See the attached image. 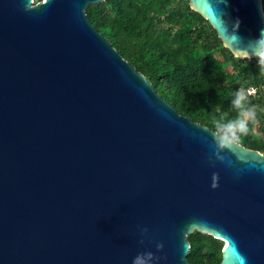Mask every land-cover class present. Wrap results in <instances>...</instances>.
I'll use <instances>...</instances> for the list:
<instances>
[{
	"label": "water",
	"instance_id": "1",
	"mask_svg": "<svg viewBox=\"0 0 264 264\" xmlns=\"http://www.w3.org/2000/svg\"><path fill=\"white\" fill-rule=\"evenodd\" d=\"M105 1L0 0V264H190L196 232L224 243L220 264H264V152L218 160L215 131L90 22ZM185 1L256 58L260 0Z\"/></svg>",
	"mask_w": 264,
	"mask_h": 264
},
{
	"label": "trees",
	"instance_id": "2",
	"mask_svg": "<svg viewBox=\"0 0 264 264\" xmlns=\"http://www.w3.org/2000/svg\"><path fill=\"white\" fill-rule=\"evenodd\" d=\"M172 1L107 0L89 6L87 15L156 92L194 122L215 131V119L236 117L231 100L243 91L256 106V116L237 143L264 152V70L257 58H235L188 1L178 0L175 7ZM249 88L255 95L248 94ZM187 240L190 264H220L222 241L198 232Z\"/></svg>",
	"mask_w": 264,
	"mask_h": 264
},
{
	"label": "clouds",
	"instance_id": "3",
	"mask_svg": "<svg viewBox=\"0 0 264 264\" xmlns=\"http://www.w3.org/2000/svg\"><path fill=\"white\" fill-rule=\"evenodd\" d=\"M262 3L264 0H260V4ZM261 15L264 16V8L262 7ZM244 50L249 55L255 56L258 64L264 69V28L260 29V34L255 40H250L244 45ZM231 106L237 110L235 118L225 119L224 116H221L213 121L215 126L213 151L221 162L225 158L220 155V152L224 149H231L233 144L238 141L239 135L248 131L249 122L254 121L256 116V106L249 103L246 94L241 90L234 93ZM213 181H215V174H213ZM217 186L215 182L211 184L213 189ZM141 232L142 234L147 233V228H142ZM162 247L161 243L156 244L157 250ZM132 264H153V253L151 251L138 253L133 257Z\"/></svg>",
	"mask_w": 264,
	"mask_h": 264
},
{
	"label": "built area",
	"instance_id": "4",
	"mask_svg": "<svg viewBox=\"0 0 264 264\" xmlns=\"http://www.w3.org/2000/svg\"><path fill=\"white\" fill-rule=\"evenodd\" d=\"M263 70H264V69H263ZM248 94L251 95V96H252V95H255V89H254V88H249V89H248Z\"/></svg>",
	"mask_w": 264,
	"mask_h": 264
},
{
	"label": "rangeland",
	"instance_id": "5",
	"mask_svg": "<svg viewBox=\"0 0 264 264\" xmlns=\"http://www.w3.org/2000/svg\"><path fill=\"white\" fill-rule=\"evenodd\" d=\"M172 2V7H175L178 5V3H180L178 0H173Z\"/></svg>",
	"mask_w": 264,
	"mask_h": 264
}]
</instances>
